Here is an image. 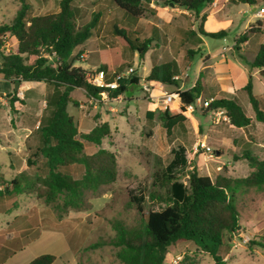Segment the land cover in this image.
<instances>
[{
    "label": "rangeland",
    "instance_id": "obj_1",
    "mask_svg": "<svg viewBox=\"0 0 264 264\" xmlns=\"http://www.w3.org/2000/svg\"><path fill=\"white\" fill-rule=\"evenodd\" d=\"M30 4L29 15L42 12H53L58 0H27ZM214 3V2H213ZM201 7L198 15L176 7L166 0H149L145 12L139 18L128 15L106 0H72V7L78 27L85 25L92 12L100 11V23L93 34L72 51L75 57L79 52L87 57L76 60L75 67H81L86 72L101 66L111 71L126 72L134 68V75L140 78L138 85L126 83V91L121 95V101L94 100L86 97L81 89L74 90L71 97L78 106L69 103L67 112L75 119L79 134L87 133L95 123L106 122L109 134L102 139L104 149L116 157L117 176L113 183L101 186L96 192H85L83 205L80 209L61 210L60 202L46 204L37 199V207L44 218L43 224H58L70 241L80 243L79 260L83 264H120L115 257L116 249L110 245L115 237L114 223L126 227H137L141 222V214L137 211L131 197H143V213L158 211L165 207L163 203L149 199V193L157 188L153 186L154 173L164 169L173 159V153L178 148L184 150L188 165H195L199 175L214 178L218 175L229 178L245 177L250 166L242 156L249 152L251 156L264 159V123L253 119L252 111L244 92H238L237 98L245 108L252 124L244 129L235 128L228 121L215 122L210 112L196 107L186 114V120L175 126L167 134L161 119L160 109L155 97L151 96L153 85L145 80L150 68V62L158 63L175 61L179 65V80L176 81L179 90L189 87L196 75L198 67L208 65L207 51L221 53L226 44L234 42L233 48L242 47V34L256 21H264V17L256 14L255 9L264 5V0H257L256 5H233L222 1L220 11L214 4ZM94 4V5H93ZM18 0H0V24L8 23L19 9ZM210 10H214L209 12ZM209 12L205 27L208 31H217L226 27L225 39L205 38V46H198L194 37L187 39L188 31H195L200 24V16ZM251 23V24H250ZM204 25V23H203ZM114 26L124 30L130 40L154 38L142 59L138 53L129 50L113 34ZM155 29L161 38L155 39ZM132 32V33H131ZM264 44V31L249 37V45ZM16 41L7 37L6 49L12 50ZM99 46V48H98ZM208 46V48H207ZM210 46V47H209ZM211 48V49H210ZM83 49L84 51H79ZM99 50H104L100 53ZM187 50L193 53L188 55ZM236 51V50H235ZM237 53V51H236ZM205 56H204V55ZM202 59V60H201ZM215 70L222 69L223 59L214 58ZM208 69L203 70L206 75ZM211 69H209L210 71ZM253 82V94L262 103L264 101V75L258 73ZM25 91L24 85L17 86L19 99L13 93L12 80L10 84L0 79V167L5 180H10L17 171H23L21 166L25 160L27 138H24L26 128L35 130L45 106L46 88L43 83H33ZM147 88V90H145ZM167 92L173 87H165ZM218 97L225 96L219 94ZM228 97V96H227ZM13 100L12 109L10 102ZM175 105V103H172ZM262 105V104H261ZM147 110L153 111L152 120L146 119ZM264 110V109H262ZM205 142L212 149L206 153L195 149L197 141ZM96 147L84 143V154H91ZM10 159L12 165L8 167ZM189 170V168H186ZM32 173L31 170H26ZM79 175V170L73 172ZM181 180L186 181L182 176ZM2 189V186H0ZM29 193L20 195L25 200ZM0 208H6V203L0 198ZM236 208L239 213L238 230L227 241L219 252L223 264H264V247L253 242L264 244V188L240 189L236 195ZM54 240V239H53ZM52 240V243L55 241ZM51 243V240H50ZM51 243V244H52ZM52 246V245H51ZM52 250V247H49ZM215 264L213 259L199 250L191 242H177L167 249L164 264Z\"/></svg>",
    "mask_w": 264,
    "mask_h": 264
},
{
    "label": "trees",
    "instance_id": "obj_2",
    "mask_svg": "<svg viewBox=\"0 0 264 264\" xmlns=\"http://www.w3.org/2000/svg\"><path fill=\"white\" fill-rule=\"evenodd\" d=\"M19 9L12 20L0 24V79L15 83H43L46 88L45 107L35 130L26 137L25 167L10 180L0 173V198L6 203L7 210L18 206V197L30 194L42 199L46 204L60 202L61 210H78L83 205L84 193L96 192L101 186L111 184L117 176L115 155L101 147L110 128L106 122L95 123L87 133L79 134L73 118L67 112L69 103L78 106L71 97L74 90L81 89L88 98L99 99L102 92L114 98L126 91V83L138 85L140 78L130 75L127 80L115 88H99L91 85L86 79V71L75 67L79 52L72 56L74 48L82 45L100 23V11H93L91 19L78 27L72 7V0H58L56 10L29 15L30 4L27 0H18ZM128 15L139 19L145 12L149 0H107ZM220 6L223 0H166L176 7L198 15L199 9L212 4ZM233 5L246 4L254 6L257 0H226ZM94 5V4H93ZM195 31L186 33L187 39L194 37L196 44L200 37L224 38L226 32L219 30L207 32L202 15ZM264 29V21H256L241 36L240 42L248 41ZM155 39L161 35L155 29ZM132 33V32H131ZM113 34L129 50L136 51L142 59L154 38L130 40L124 30L114 26ZM16 41L12 50L6 49V39ZM238 49V47H236ZM193 52L187 50L190 55ZM254 58L250 63L252 69L264 70V44H257L252 50ZM100 69L106 74L107 69ZM175 61L158 63L150 62L145 80L165 86L178 87L172 79L177 75ZM107 83L111 81L105 79ZM252 81L249 78L240 90L247 96L253 119L264 123V111L261 103L253 94ZM205 85L199 73L194 85L178 91L182 106L179 111L175 105L166 106L160 112V119L167 134L181 125L188 114L184 106L193 104L197 98L205 96ZM16 94L17 90L12 89ZM10 102V109L13 110ZM222 109L231 126L244 129L252 124V118L246 113L241 103L233 98H213L206 112ZM153 112H146V119L152 120ZM84 143L96 147L91 154H84ZM248 161L249 173L242 178H229L199 175L195 165H188L184 150L178 148L173 159L162 170L154 173L153 186L157 189L149 193V199L163 203L165 207L158 211L143 213V197H131L141 222L137 227H126L116 222L115 237L110 245L115 249V257L120 264H164L167 249L177 242H191L199 250L208 254L215 264H223L219 252L227 241L238 230L239 213L236 208V195L240 189L264 188V159L251 156L247 151L242 156ZM189 168V170H186ZM31 170L32 173H27ZM79 170V175L73 172ZM185 176L183 182L181 177ZM264 241V238H261ZM255 245L264 247L260 242ZM55 257L42 254L27 264H52Z\"/></svg>",
    "mask_w": 264,
    "mask_h": 264
},
{
    "label": "crops",
    "instance_id": "obj_3",
    "mask_svg": "<svg viewBox=\"0 0 264 264\" xmlns=\"http://www.w3.org/2000/svg\"><path fill=\"white\" fill-rule=\"evenodd\" d=\"M213 4L215 5V1ZM220 6H218V9L215 10L220 11L219 9ZM254 9L255 7L251 8L252 11ZM211 11L214 10H210L209 12ZM209 12L206 13V19L203 25L204 30L207 32H216V31H208L205 27V23L208 19ZM220 30L226 31V27H222V29ZM262 31H264V29L261 30V33ZM226 37H227V33L226 36L222 39H225ZM200 39H201V43L198 46L200 47L201 45L205 46L206 45L204 40L205 38L200 37ZM233 45L234 42L230 44L227 43L225 49L221 53L213 52V51L211 52L208 50L207 53L205 54L208 56V61L210 62V64L200 66L197 69L198 74L201 73L203 70L208 69L206 75L204 76L202 75V82L205 85V89L203 93L205 96L203 97V99L200 98L202 101L216 98L219 96V94L224 95L225 96L224 98H228V99L235 98L238 100L237 93L242 92L240 89L246 85L249 78L252 81V87H253L254 80L256 79L258 80L257 77L258 73L260 75H264L261 73V70L252 69L250 67V63L254 58V54L252 53V50L257 44L250 46L248 40L243 43V46L241 48L240 47H238V49L233 48ZM235 50L237 51V53ZM79 51H84V50L80 49ZM102 51L104 52V50H99L100 53H103ZM217 56L223 59V64H222L223 67L220 71L215 70V65L217 63L212 62V60ZM177 66L179 72V65L177 64ZM209 69L211 70L209 71ZM98 70L101 69L98 68ZM120 73L122 72H118L117 70L111 71V69H108L107 73L106 74L104 73L105 79L113 82L115 75ZM197 77L195 75L192 84L186 89H189L194 85ZM148 83L153 85V88L150 89L151 96L155 97L156 105L159 106L160 109L162 110H164L166 107L163 104V99H162V95L164 93H174L176 91H183V90H179L178 87L175 88L172 86L174 88L173 91L167 92L165 87H170V86H165L160 83L152 82V81H149ZM22 84L24 85V90L27 91L30 89L31 87L30 85H32L33 83H22ZM14 85L12 84L13 88ZM262 86H264V84H262ZM16 96L19 99H22L20 98L18 92L16 93ZM117 97L111 98V100L120 102L122 96L121 95L119 96V100H117ZM107 98L105 99L100 96L99 99L97 100L104 101L107 100ZM261 102H262L261 108L264 109V101ZM172 103H175V106L178 107L177 100L173 101ZM172 103L170 105H172ZM147 111H151V110H147ZM73 120L75 121V119ZM37 125H35L34 128H36ZM92 128L93 126L90 129ZM25 130L26 133L24 135V138H26L31 132L30 128H26ZM11 165H12V160L10 159L8 167ZM21 169L23 170L26 169L25 160H23V165L21 166ZM1 170L2 168L0 167V172ZM19 172L20 171H17L16 173L18 174ZM43 221L44 218L41 215V210L37 207L36 198L34 196H27L25 200H20V198H18V206L13 210H7V208L4 209L0 208V264H27L35 257L42 254L53 255L55 259L52 262V264H83L78 257V254L81 249L80 243L75 242L74 238H72V240L70 241L68 236H66L64 232H62V228L58 226L57 222L56 224L53 223L52 225L50 224L46 225L43 224L44 223ZM50 240L51 243L52 240L55 242L51 244ZM49 247H52L53 249L50 250Z\"/></svg>",
    "mask_w": 264,
    "mask_h": 264
},
{
    "label": "built area",
    "instance_id": "obj_4",
    "mask_svg": "<svg viewBox=\"0 0 264 264\" xmlns=\"http://www.w3.org/2000/svg\"><path fill=\"white\" fill-rule=\"evenodd\" d=\"M255 12H256V14L258 16L264 17V5H262L261 7H258V8L255 7ZM85 57H86L85 53H81L79 55V59L80 60H83ZM132 74H134V68L129 67L126 72H122L120 74H116L115 77H114L113 82L107 83L105 81L104 72L102 70L95 69V70H90V71H88L86 73V79L91 85H93L95 87H99V88H115V87L118 86L119 83H122L124 80H127L129 78V76L132 75ZM172 79L174 81H178L179 80V76L175 75V76L172 77ZM145 90H147V88H145ZM177 92L178 91H176L174 93H164L162 95V99H163V104L165 106H169L173 101L177 100L178 107L176 108V110L179 111V107L182 106V104L180 102V99H179V96H178ZM100 96L102 98H105V99L108 97L107 92H105V91L102 92L100 94ZM0 100H1V98H0ZM94 100H97V99H94ZM117 100H119V96L117 97ZM212 101H213V99H208V100L202 101L200 98H197L194 101L193 104L184 106V109L189 114L196 107L203 108V109L208 108ZM209 112L213 116V118H214L216 123L219 122L220 118L223 121H228V119H227V117H226V115H225V113H224V111L222 109H218L217 108V109L210 110ZM195 149H202L206 153L212 152V149L209 146H207L205 144V142H202V141H197V143L195 144ZM171 262L176 264L177 260H172Z\"/></svg>",
    "mask_w": 264,
    "mask_h": 264
},
{
    "label": "water",
    "instance_id": "obj_5",
    "mask_svg": "<svg viewBox=\"0 0 264 264\" xmlns=\"http://www.w3.org/2000/svg\"><path fill=\"white\" fill-rule=\"evenodd\" d=\"M261 73L264 74V70H261ZM19 85V83H15L14 85V89H17V86Z\"/></svg>",
    "mask_w": 264,
    "mask_h": 264
}]
</instances>
